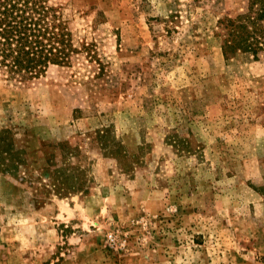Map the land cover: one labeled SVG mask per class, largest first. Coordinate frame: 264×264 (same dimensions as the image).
<instances>
[{
  "label": "rangeland",
  "instance_id": "obj_1",
  "mask_svg": "<svg viewBox=\"0 0 264 264\" xmlns=\"http://www.w3.org/2000/svg\"><path fill=\"white\" fill-rule=\"evenodd\" d=\"M42 1L101 67L0 78V264H264V57L214 36L245 0Z\"/></svg>",
  "mask_w": 264,
  "mask_h": 264
},
{
  "label": "trees",
  "instance_id": "obj_2",
  "mask_svg": "<svg viewBox=\"0 0 264 264\" xmlns=\"http://www.w3.org/2000/svg\"><path fill=\"white\" fill-rule=\"evenodd\" d=\"M214 36L226 61L252 55L264 57V0H245L232 15L218 19ZM97 59L89 46L75 44L73 33L53 7L42 0H0V78L29 85L42 77L52 65L71 66L78 56ZM5 132L0 133V155L8 153ZM67 158L74 148L62 143ZM53 160L45 172L58 195L87 192L77 171L62 169ZM264 192V189H263Z\"/></svg>",
  "mask_w": 264,
  "mask_h": 264
}]
</instances>
